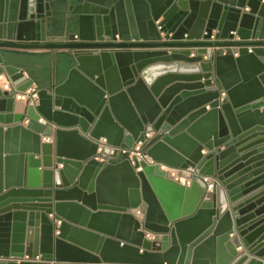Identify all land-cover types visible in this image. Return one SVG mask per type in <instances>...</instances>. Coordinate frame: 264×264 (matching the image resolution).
I'll list each match as a JSON object with an SVG mask.
<instances>
[{"label":"water","instance_id":"obj_1","mask_svg":"<svg viewBox=\"0 0 264 264\" xmlns=\"http://www.w3.org/2000/svg\"><path fill=\"white\" fill-rule=\"evenodd\" d=\"M51 51L43 87L7 58ZM33 87L0 127V264H264V0H0L1 124Z\"/></svg>","mask_w":264,"mask_h":264},{"label":"crops","instance_id":"obj_2","mask_svg":"<svg viewBox=\"0 0 264 264\" xmlns=\"http://www.w3.org/2000/svg\"><path fill=\"white\" fill-rule=\"evenodd\" d=\"M213 50H217V48H214ZM168 51H170V50L168 49ZM189 51H190L189 57H191L192 55L195 54V49H190ZM233 57H236V55H233ZM7 58H8L9 63L16 64L17 66L25 69L27 72H29L33 76H35L36 81H38V83L40 84V87L46 86L48 81L50 79L54 80L55 77H58L59 80L64 79L66 71L68 69V66L65 64L66 58H64L63 54L60 55L57 51H51V52L41 53V54H37V55H26V54L14 55L11 53H7ZM205 59H206V57L203 56V60H205ZM24 108H25L24 103L21 101H18L17 99L14 98V108H13V112L11 114V118L9 119V121H11V122L9 124H5V123L1 124L0 123V127H6V126L13 125L12 124V120H13L12 116L22 114L24 112ZM21 124L23 126L28 125V127L31 130L36 131L37 133H40L41 143L50 142L51 137L53 135V132L56 129L55 126L48 124V123H46L44 125L39 123V122L27 124L26 119H24ZM42 126L45 127L44 131H41V129H40ZM201 154H205V150H202ZM108 162H116V161H108ZM57 167L59 168L60 166L58 165ZM185 187H187V186H185ZM131 213L133 214V212H131ZM51 217H52V215L48 216V218H51ZM56 225H58V223H56ZM55 235H57V232H55ZM233 235L234 234H230L229 239L234 237ZM235 251L237 252V254H240L242 250L239 247V248H236ZM24 259H28V257L25 256ZM34 261H36V260H34ZM74 261L78 264H88V260H85V259L78 258L77 260H74ZM252 261H253V263H250ZM258 261L260 262L261 260L255 258V257L251 258V256H250L247 258V261H246L248 263H244V264H258ZM49 264H53V262H50Z\"/></svg>","mask_w":264,"mask_h":264},{"label":"built area","instance_id":"obj_3","mask_svg":"<svg viewBox=\"0 0 264 264\" xmlns=\"http://www.w3.org/2000/svg\"><path fill=\"white\" fill-rule=\"evenodd\" d=\"M74 39H76V36H74ZM119 41H120V37L118 35H115L114 42H119ZM9 86H10L9 83L6 81L3 89L9 91L10 90ZM35 92H36L35 88L33 87L25 91L24 93L16 94L14 98L17 99L18 101L23 102L24 105H34L36 101ZM222 97H224V93L220 94V99ZM38 122L43 125L46 124L45 121H43L42 119L38 120ZM97 143H98L97 153H102L104 157V161H118L121 159H127L131 163H133V161L135 160L137 162L144 161L148 165L156 164L143 153L142 143L140 142L135 144L132 148L107 146L104 139H100ZM99 160L101 161L100 158ZM158 166L160 170L165 172L166 177L168 179L176 183H179L183 186H188L193 178L199 177L197 175L198 174L197 170L192 169V168H187L186 170H180V169L168 168L162 164H158ZM182 173L185 174L184 177H182L181 175ZM202 180L208 181V179L206 178H202ZM133 214L137 217L138 220L141 219L142 213L140 209L134 210ZM143 232H144L145 238L148 240H154L157 237V235L149 231H143ZM25 260H29V259H25ZM35 260H37V258H35Z\"/></svg>","mask_w":264,"mask_h":264},{"label":"trees","instance_id":"obj_4","mask_svg":"<svg viewBox=\"0 0 264 264\" xmlns=\"http://www.w3.org/2000/svg\"><path fill=\"white\" fill-rule=\"evenodd\" d=\"M61 55V54H60ZM37 85L40 86V84L37 82Z\"/></svg>","mask_w":264,"mask_h":264}]
</instances>
